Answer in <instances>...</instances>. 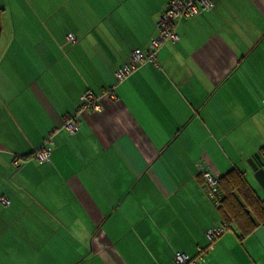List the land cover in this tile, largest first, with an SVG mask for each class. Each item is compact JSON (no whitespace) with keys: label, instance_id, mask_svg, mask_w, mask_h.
Here are the masks:
<instances>
[{"label":"crops","instance_id":"crops-1","mask_svg":"<svg viewBox=\"0 0 264 264\" xmlns=\"http://www.w3.org/2000/svg\"><path fill=\"white\" fill-rule=\"evenodd\" d=\"M168 1L0 0V264H175L205 250L200 264H264L263 226L207 238L225 222L201 175L240 172L264 207V0L180 21L117 101L75 135L62 128L84 92L147 51Z\"/></svg>","mask_w":264,"mask_h":264},{"label":"built area","instance_id":"built-area-1","mask_svg":"<svg viewBox=\"0 0 264 264\" xmlns=\"http://www.w3.org/2000/svg\"><path fill=\"white\" fill-rule=\"evenodd\" d=\"M215 7L216 0H170L158 19V35L151 41L147 51L144 52L141 49H135L132 51L128 61L116 70V83L110 88L104 90L101 94H96L91 90L84 92L80 96L78 108L73 115L68 116L65 119L62 128L68 133L75 135L79 130V119L85 112L101 111L105 100L111 102L117 101L115 91L120 84L138 73L145 65L149 63L157 64L159 51L164 43L169 41H179L180 38L177 32V26L181 20L195 19L203 13L212 11ZM67 39L69 42L76 41V38L72 34L68 35ZM53 134L54 133L50 134L45 139L42 146L31 155L33 159L40 163L51 160L53 153ZM25 159L20 156H16L12 164L16 169H19ZM201 175L205 191L214 203L219 205V177L208 170H204ZM0 202L6 206L9 205L8 200L5 198H0ZM229 230L230 227L227 224H224L222 226L209 229L206 232V236L211 243H214L219 237L224 235ZM212 248L213 244L209 246L208 250H211ZM206 252L207 250L200 252L199 260L190 259L186 254L177 252L174 257V262L175 264H200V262H204L203 254H206Z\"/></svg>","mask_w":264,"mask_h":264},{"label":"trees","instance_id":"trees-1","mask_svg":"<svg viewBox=\"0 0 264 264\" xmlns=\"http://www.w3.org/2000/svg\"><path fill=\"white\" fill-rule=\"evenodd\" d=\"M262 152L264 155V148ZM218 189L220 195L218 207L225 224L228 226L235 224L242 237L251 234L259 226L264 227V207L240 172L230 170L219 177Z\"/></svg>","mask_w":264,"mask_h":264},{"label":"water","instance_id":"water-1","mask_svg":"<svg viewBox=\"0 0 264 264\" xmlns=\"http://www.w3.org/2000/svg\"><path fill=\"white\" fill-rule=\"evenodd\" d=\"M2 30H3V27H2V18H1V10H0V38L2 35Z\"/></svg>","mask_w":264,"mask_h":264},{"label":"rangeland","instance_id":"rangeland-1","mask_svg":"<svg viewBox=\"0 0 264 264\" xmlns=\"http://www.w3.org/2000/svg\"><path fill=\"white\" fill-rule=\"evenodd\" d=\"M5 21H3L2 23L4 24V26H5V24L6 23H4ZM4 36H5V32H4V34H3V37H2V41L1 42H3V40H4Z\"/></svg>","mask_w":264,"mask_h":264}]
</instances>
